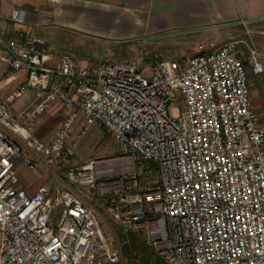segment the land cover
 <instances>
[{
    "label": "built area",
    "instance_id": "obj_1",
    "mask_svg": "<svg viewBox=\"0 0 264 264\" xmlns=\"http://www.w3.org/2000/svg\"><path fill=\"white\" fill-rule=\"evenodd\" d=\"M10 19L24 24L27 12L14 9ZM248 49L245 63L236 42H201L185 62L147 55L138 69L81 66L69 53L47 51L38 36H0V65L28 72L0 99V264H124L83 197L104 201L113 225L144 234L166 264H264V120L250 86L264 65ZM30 91L34 100L12 114ZM54 102L66 115L41 140L36 119ZM94 124L137 174L156 165L155 185L104 180L93 161L68 172L76 191L44 185L29 196L19 187L17 160L30 170L57 166L75 156L76 127Z\"/></svg>",
    "mask_w": 264,
    "mask_h": 264
},
{
    "label": "crops",
    "instance_id": "obj_2",
    "mask_svg": "<svg viewBox=\"0 0 264 264\" xmlns=\"http://www.w3.org/2000/svg\"><path fill=\"white\" fill-rule=\"evenodd\" d=\"M14 9L27 12L24 24L10 19ZM20 32L40 37L47 51L71 54L81 66L91 65L86 58L99 53L104 45L164 37L198 38L196 45L236 42L238 50L246 43L257 50L260 61L264 58V0H1L0 36L11 38ZM248 37H256V45L248 43ZM239 53L247 63L250 57ZM45 63L57 65L49 58ZM256 76L260 75L251 74L252 79ZM27 78L26 70L6 71L0 65V99H6ZM254 93L263 98L257 105L264 108V84ZM34 98L35 92L30 91L11 105V113L27 107ZM255 101L253 98L252 106L258 112ZM48 110L57 128L35 125L34 135L41 140L54 134L66 115L58 102ZM18 177L19 187L29 196L45 185L43 177L27 179L19 173Z\"/></svg>",
    "mask_w": 264,
    "mask_h": 264
},
{
    "label": "rangeland",
    "instance_id": "obj_3",
    "mask_svg": "<svg viewBox=\"0 0 264 264\" xmlns=\"http://www.w3.org/2000/svg\"><path fill=\"white\" fill-rule=\"evenodd\" d=\"M248 43L257 42V38H246ZM198 38L181 37H164L160 39L134 40L118 45H104L99 53L93 54L92 57L86 58V61L91 65L103 64H119L123 62H131L138 69L146 66L143 61L147 55H156L166 59H174L175 61L185 62L194 54V45ZM239 50L246 57H250L251 53L248 50L247 44H240ZM264 65V58L260 60ZM146 69V68H145ZM148 74L147 70H145ZM256 87H254V83ZM264 75L256 76L253 79L250 75L251 99L256 100V108L261 117L264 118V108H259L260 98L254 90L258 91V87L263 86ZM180 107L173 108V116L179 117ZM56 119L50 118V111L41 113L35 125L38 127L44 126L50 130L55 126ZM57 128V125L55 126ZM37 128V127H36ZM55 128V130H56ZM79 126L76 127V132L71 140L75 144V156L64 159L59 165L44 166L38 165L35 170H30L22 164L19 159L16 161V168L20 176L30 179L35 177H43L44 183L51 188L62 187L71 191H76V186L69 182L67 174L71 169L82 168L89 165L91 162H97L95 167L98 171L103 172V179L114 178L119 179L121 176L128 178H138L142 187H152L157 180V173L153 171L148 164L145 165V173L142 175L135 172L134 164H128L126 161H121V152L118 144L112 136L106 132L98 124L90 125L83 131H79ZM35 132V131H34ZM39 135V134H37ZM86 205L91 208L97 216L100 226L104 234L113 238L115 246L122 249L124 264H141V256L149 253V247L146 243L144 234L134 231L125 232L115 227L111 221L110 214L104 205V201L97 197H83ZM163 262H166L163 259Z\"/></svg>",
    "mask_w": 264,
    "mask_h": 264
},
{
    "label": "trees",
    "instance_id": "obj_4",
    "mask_svg": "<svg viewBox=\"0 0 264 264\" xmlns=\"http://www.w3.org/2000/svg\"><path fill=\"white\" fill-rule=\"evenodd\" d=\"M148 165L153 171L157 172L156 165L152 163ZM148 250H149V253L147 255L141 256V264H165L163 262V258L160 257L154 250H152L150 247Z\"/></svg>",
    "mask_w": 264,
    "mask_h": 264
}]
</instances>
